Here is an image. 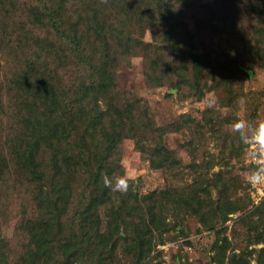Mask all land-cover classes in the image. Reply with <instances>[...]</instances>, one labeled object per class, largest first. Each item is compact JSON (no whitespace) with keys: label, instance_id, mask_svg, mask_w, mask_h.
I'll return each instance as SVG.
<instances>
[{"label":"rangeland","instance_id":"obj_1","mask_svg":"<svg viewBox=\"0 0 264 264\" xmlns=\"http://www.w3.org/2000/svg\"><path fill=\"white\" fill-rule=\"evenodd\" d=\"M34 1L0 0V37L7 36L15 43L11 45L16 49L12 51L14 59L18 55L23 61L42 59L45 66L40 70L53 77L58 70L67 84L68 69L51 56L55 48L50 42L55 39L48 35L52 33L48 26H38L31 14ZM89 1L100 6V0ZM247 1L252 7L256 2L264 3ZM191 2L192 9L183 13V20L193 28L199 52L208 55L219 50L223 59L230 56L237 66H226L235 76L226 84V80L216 81L218 75L210 74L202 84L211 90L199 97L185 87L172 92L171 79L154 85L155 80L147 79L143 55L133 56L129 63L124 61L118 72L121 86L147 100L150 119L163 131L161 137L158 132L155 135L175 161L167 168L158 166V158L152 161L142 145L139 148L134 139H127L121 167L112 175L126 173L131 178L127 194L112 192L110 200L106 197L94 207L88 203L82 181L76 183L60 227H48V236L43 239H49L46 248L43 244L39 247L42 239L35 242L24 225L36 214H47L45 203L38 202L47 192L45 185L44 191L40 190L38 180L26 174L28 170L17 161L10 139L5 142L13 130L9 125L12 113L0 120V264H12L21 252L32 248L40 264H66L59 254L66 248L59 243L80 228L74 216L81 207L86 214L90 207L93 214L83 225L90 228L87 234L68 241L77 243L70 264H264V185L247 181L255 167L256 158L251 153L256 145H244L238 134L230 131L237 118L264 120V5L262 10L247 11L232 8L231 0ZM146 37L151 38L148 28ZM4 63L0 65L2 75ZM213 98L216 103L209 107ZM259 162L264 164V158ZM78 176L72 175L74 183ZM110 226L117 241L114 250L103 245L96 233L100 230L109 238ZM135 237L144 243L142 254L132 249ZM104 251L107 260L101 257Z\"/></svg>","mask_w":264,"mask_h":264},{"label":"trees","instance_id":"obj_2","mask_svg":"<svg viewBox=\"0 0 264 264\" xmlns=\"http://www.w3.org/2000/svg\"><path fill=\"white\" fill-rule=\"evenodd\" d=\"M184 2L100 0L97 2L100 7L89 0H35L31 14L38 26H48L52 33L48 35L55 39L50 42L55 48L51 56L68 69L69 84L61 79L58 70L55 77L41 71V65L45 66L42 59L23 61L19 55L14 59L12 51L16 49L11 45L15 43L7 36L0 37V60L5 61L3 75L0 67V120L5 119V114L10 117L12 113L13 117L9 119L13 130L5 142L10 139L20 166L38 180L40 190L45 185L47 191L38 198L39 203H45L47 214H36L24 224L35 242L42 239L39 247L50 246L49 239H43L48 236L49 225L52 230L63 222L70 202L67 198L72 196L76 183L82 181V190L88 193L91 206L104 203L106 197L111 199L113 191L104 187L101 175L112 176L121 167L127 139H134L139 148L142 145L152 161L158 158V166L167 168L169 162L175 161L165 143L155 135L158 132L161 137L163 131L150 119L147 100L121 86L118 72L124 61L129 63L133 56L143 55L147 79L155 80L154 85L171 79L172 92L185 87L199 97L211 90L202 84L210 74L218 75L216 81L226 80V84L235 76L226 66H237L230 56L223 59L224 54L219 50L208 55L199 52L192 36L194 30L183 20V13L194 3ZM250 3L229 2L235 9H263L262 2L253 3V7ZM147 28L151 33L149 39ZM26 38L30 39L28 32ZM246 76H250L247 71ZM26 143L30 147L26 148ZM0 159H3L1 155ZM73 174H79L75 183ZM90 211L87 207L86 214L81 207L76 212L74 218L80 228L66 242L59 243L66 248L59 253L66 264L71 263L77 249V243L71 245L68 241L87 234L90 228L83 225L90 222L93 214ZM113 228L110 226L108 235L111 242L105 232H96L101 243L112 250L117 246ZM134 242L132 249L142 254L144 243L137 237ZM35 255L33 248L21 252L12 264H40ZM101 257L107 260L105 251Z\"/></svg>","mask_w":264,"mask_h":264},{"label":"clouds","instance_id":"obj_3","mask_svg":"<svg viewBox=\"0 0 264 264\" xmlns=\"http://www.w3.org/2000/svg\"><path fill=\"white\" fill-rule=\"evenodd\" d=\"M208 103L209 107H212L216 101L213 98L210 99ZM230 131L238 134L239 139L244 145L249 147L251 144L256 145V148L251 153V155L256 158L253 161L255 167L247 177V181L254 186L264 185V164L259 162L264 158V120L250 122L237 118L232 123ZM246 138L250 140V143L245 142ZM130 179L131 178L126 173L114 177L108 174L101 175V180L105 188L122 194H127L130 187Z\"/></svg>","mask_w":264,"mask_h":264}]
</instances>
